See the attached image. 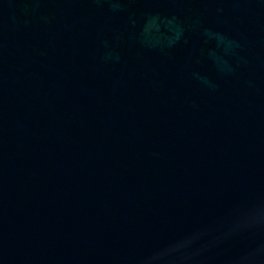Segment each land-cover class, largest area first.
Here are the masks:
<instances>
[{"label":"water","instance_id":"water-1","mask_svg":"<svg viewBox=\"0 0 264 264\" xmlns=\"http://www.w3.org/2000/svg\"><path fill=\"white\" fill-rule=\"evenodd\" d=\"M0 264H264V0H0Z\"/></svg>","mask_w":264,"mask_h":264}]
</instances>
